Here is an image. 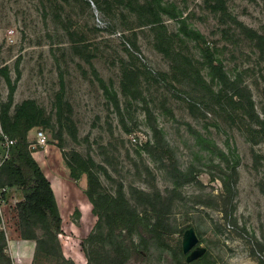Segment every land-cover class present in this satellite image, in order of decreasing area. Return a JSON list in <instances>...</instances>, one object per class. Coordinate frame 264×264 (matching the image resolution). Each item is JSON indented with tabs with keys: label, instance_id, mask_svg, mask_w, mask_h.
Wrapping results in <instances>:
<instances>
[{
	"label": "rangeland",
	"instance_id": "374dc122",
	"mask_svg": "<svg viewBox=\"0 0 264 264\" xmlns=\"http://www.w3.org/2000/svg\"><path fill=\"white\" fill-rule=\"evenodd\" d=\"M239 23L264 34V0H0V124L30 102L27 159L70 201L54 255L33 264L114 257L106 243L83 247L98 217L87 174L70 179L75 152L100 193H123L142 214L148 196L169 207L158 248L134 247L128 264H185L190 230L208 264H264V55ZM39 130L47 145L31 149ZM170 160L197 179L176 186ZM14 206L4 218L21 240Z\"/></svg>",
	"mask_w": 264,
	"mask_h": 264
},
{
	"label": "trees",
	"instance_id": "16d2710c",
	"mask_svg": "<svg viewBox=\"0 0 264 264\" xmlns=\"http://www.w3.org/2000/svg\"><path fill=\"white\" fill-rule=\"evenodd\" d=\"M239 25L250 37L257 40L261 53L264 55V34L261 35L240 23ZM29 103L24 102L20 105L13 117L5 111L2 113L1 126L12 138L17 139V143L11 150L10 160L0 169V186L8 185L11 190L19 189L23 193V200L14 206L20 239L36 241L34 257L41 253L51 256L54 255L52 243L57 240L56 235L61 230L62 216L47 176L35 160L30 162L27 159V155L30 154L28 134L37 125L35 113L27 107ZM20 158H23L26 165L32 169V175L25 174L22 166L18 164ZM65 163L70 169L72 181L77 182L80 175L87 174L86 195L93 206V213L98 217L95 230L83 240L84 248H87L88 244L89 246L96 243L108 244L114 253V257L107 262L108 264H128L132 258L133 249L137 246L148 253L158 248L157 244L164 235L162 227L166 224L169 214V207L166 208L163 205L164 198L157 197L153 200L151 196H148L150 197L149 206L142 214L129 206L123 193L115 196L100 193L99 179L90 170L89 162L78 153L75 152L70 157L66 155ZM164 167L176 186H182L197 179L196 169H181L173 160L166 162ZM77 211L80 214V210L77 209ZM38 222L46 231L43 237L37 235ZM135 237L140 240L138 244L135 243ZM5 246V234L0 231V264H13L11 256L5 253ZM195 251H197L196 248L185 253L184 248H181L185 260L192 257ZM207 258L208 254L203 252L200 257L191 258L185 264H208ZM58 259L65 262L62 254H59ZM67 264H73V262L69 261ZM87 264L97 263L88 255Z\"/></svg>",
	"mask_w": 264,
	"mask_h": 264
},
{
	"label": "built area",
	"instance_id": "2783aa9c",
	"mask_svg": "<svg viewBox=\"0 0 264 264\" xmlns=\"http://www.w3.org/2000/svg\"><path fill=\"white\" fill-rule=\"evenodd\" d=\"M34 137V140L29 139V142L32 144L31 149H35L37 145H47L48 138L44 130L36 131ZM133 141L136 142L137 139L134 137ZM16 143L17 139L12 138L8 133H6L0 124V169L5 162L10 160L11 150ZM10 191L11 189L8 185L0 186V228L6 235L8 246H10L12 239L9 238L7 223L4 217L7 198L9 196Z\"/></svg>",
	"mask_w": 264,
	"mask_h": 264
},
{
	"label": "crops",
	"instance_id": "0c3cea01",
	"mask_svg": "<svg viewBox=\"0 0 264 264\" xmlns=\"http://www.w3.org/2000/svg\"><path fill=\"white\" fill-rule=\"evenodd\" d=\"M33 129L30 131L29 134H32ZM48 178V180L50 181V184L52 186V180H51V176H49L48 174H45ZM52 176H55L54 174H51ZM54 178H58L60 180V182L62 181V178L55 176ZM54 190V189H53ZM55 193V197H56V201L61 213V216L63 218V214H62V208H66V204H69V200L66 199L68 196L66 195V193L62 192V198H63V203L62 205L59 202V199L57 197L56 192ZM23 200V193L21 190L19 189H13L10 191L9 196L7 198V203L8 201H11V203H13L14 205ZM66 211H68V208H66ZM69 215V212H67V216ZM17 241V242H15ZM32 240H14L12 239V242L8 248V252L11 256V258L13 259V264H33V260H34V254H35V245Z\"/></svg>",
	"mask_w": 264,
	"mask_h": 264
},
{
	"label": "water",
	"instance_id": "95a60500",
	"mask_svg": "<svg viewBox=\"0 0 264 264\" xmlns=\"http://www.w3.org/2000/svg\"><path fill=\"white\" fill-rule=\"evenodd\" d=\"M198 241H199V239H198V237H197L195 231H194V230H190V232H189V234H188V237H187V240H186V242H185V244H184V246H183V248H184V252H185V253H188V252H190L191 250H193L194 247L197 245ZM202 253H203V252L197 250V251H195V252L193 253V255H192L191 258H192V259H196V258L200 257V256L202 255Z\"/></svg>",
	"mask_w": 264,
	"mask_h": 264
},
{
	"label": "bare ground",
	"instance_id": "6f19581e",
	"mask_svg": "<svg viewBox=\"0 0 264 264\" xmlns=\"http://www.w3.org/2000/svg\"><path fill=\"white\" fill-rule=\"evenodd\" d=\"M85 210V209H84Z\"/></svg>",
	"mask_w": 264,
	"mask_h": 264
}]
</instances>
